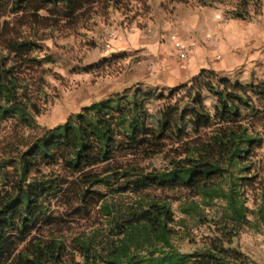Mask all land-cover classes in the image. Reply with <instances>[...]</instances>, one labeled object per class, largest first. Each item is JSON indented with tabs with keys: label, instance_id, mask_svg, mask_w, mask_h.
Here are the masks:
<instances>
[{
	"label": "trees",
	"instance_id": "trees-1",
	"mask_svg": "<svg viewBox=\"0 0 264 264\" xmlns=\"http://www.w3.org/2000/svg\"><path fill=\"white\" fill-rule=\"evenodd\" d=\"M222 1L242 20L262 8V0ZM147 2L0 0V125L38 128L55 32H77L112 11L131 19ZM7 146L0 264H261L236 240L264 225V80L202 69L168 93L137 83ZM173 190L187 193L182 212L206 226L199 241L182 234L185 219L157 193ZM186 238L190 250L180 245Z\"/></svg>",
	"mask_w": 264,
	"mask_h": 264
},
{
	"label": "rangeland",
	"instance_id": "rangeland-1",
	"mask_svg": "<svg viewBox=\"0 0 264 264\" xmlns=\"http://www.w3.org/2000/svg\"><path fill=\"white\" fill-rule=\"evenodd\" d=\"M196 3L191 2V4ZM147 4V11L142 9V5L139 4L138 10L135 9L130 14L131 19H127L122 11H112L108 18L98 17L92 20L87 28H81L77 32H55L51 38L47 39L48 55L53 59L52 63L45 65L49 69L46 75L49 101L43 113L37 117L38 128L36 129L20 128L13 121L4 122L0 125L1 153L5 147L8 148V144L18 143L20 138L29 140L39 135L44 128H51L63 123L69 114L80 110L81 107L137 83L144 84V87L149 90L168 93L173 87L194 77L170 84L165 78V72L161 70L163 60L158 55L150 54L142 57V59H137L127 51L112 50L113 47H116L109 42L112 35L104 32L99 27L100 23H107L112 27V23L118 22L117 26L121 25L123 29L135 30L140 28L146 30L150 26L154 28L160 24L154 9L156 11L161 8L166 14L172 15L175 8V5L169 6L164 0H148ZM135 13L138 15L135 16ZM224 16L227 20L232 18L231 14L224 13ZM100 34H104L103 37ZM174 42H172V46ZM187 45L190 46V52L194 45ZM179 58L182 57L179 56ZM214 60H218V58ZM247 61L243 63L242 67H224L221 72H217L222 77L244 83L264 80V66L261 65L259 68L249 70L244 68ZM202 69L211 68H200L198 71L200 72ZM130 75H133L134 78L132 79ZM210 102L211 100L208 99L207 103L210 104ZM259 152V159L264 160V147ZM157 164L159 165L160 162L158 161ZM157 193L170 196L177 219H185L186 226L181 229L182 234L186 237L190 236L189 238L194 237L195 240L199 241L207 228L198 224L197 217L182 212V206L187 202V193L182 190L158 191ZM78 222V219L73 221L72 226L75 231L83 223L80 221L81 224H77ZM236 244L254 260L264 264V225L260 231L244 230L236 240ZM180 245L186 250L194 247L187 238Z\"/></svg>",
	"mask_w": 264,
	"mask_h": 264
},
{
	"label": "crops",
	"instance_id": "crops-1",
	"mask_svg": "<svg viewBox=\"0 0 264 264\" xmlns=\"http://www.w3.org/2000/svg\"><path fill=\"white\" fill-rule=\"evenodd\" d=\"M227 8L222 0H209L206 5L177 4L172 15L161 8L154 9L160 22L154 28L129 30L118 27V22L112 23V27L100 23L99 27L112 35L109 42L116 46L112 50L127 51L137 59L158 55L170 84L190 79L200 68L221 72L224 67H242L246 60L244 68L249 70L264 66V0L260 14L248 20L234 17L227 20L224 16ZM173 41L194 45L187 59L179 58Z\"/></svg>",
	"mask_w": 264,
	"mask_h": 264
},
{
	"label": "built area",
	"instance_id": "built-area-1",
	"mask_svg": "<svg viewBox=\"0 0 264 264\" xmlns=\"http://www.w3.org/2000/svg\"><path fill=\"white\" fill-rule=\"evenodd\" d=\"M173 48L177 51L178 55L182 58L186 57L190 46H188L187 44L181 42V41H175L173 43Z\"/></svg>",
	"mask_w": 264,
	"mask_h": 264
}]
</instances>
